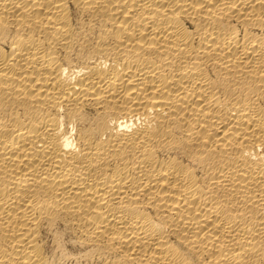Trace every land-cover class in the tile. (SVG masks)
Wrapping results in <instances>:
<instances>
[{"label":"bare ground","instance_id":"6f19581e","mask_svg":"<svg viewBox=\"0 0 264 264\" xmlns=\"http://www.w3.org/2000/svg\"><path fill=\"white\" fill-rule=\"evenodd\" d=\"M0 264H264V0H0Z\"/></svg>","mask_w":264,"mask_h":264}]
</instances>
